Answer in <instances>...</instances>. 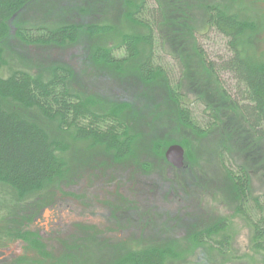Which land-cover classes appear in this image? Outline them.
Here are the masks:
<instances>
[{"label": "trees", "instance_id": "obj_1", "mask_svg": "<svg viewBox=\"0 0 264 264\" xmlns=\"http://www.w3.org/2000/svg\"><path fill=\"white\" fill-rule=\"evenodd\" d=\"M33 1L0 0V253L8 250L13 241L28 246L21 254L4 253L0 262L88 264L90 260V264H172L181 257L180 246L185 249L174 234L176 230H172L175 238L160 241L137 225L133 235L137 240L135 245L124 249L121 244L113 251L116 256L110 255L105 260L96 253L91 256L89 249L88 255L85 254L88 260H85L83 254L76 252L74 242L72 246L66 243L61 246L68 260L49 256L48 260L56 259V262L47 263L27 254L40 240L36 230L30 231V227L37 225L36 219L46 207L50 191L70 181L69 153L74 145L80 142L88 149H102L116 161H122L135 155L138 134L127 121L126 104L101 103L93 96L84 95L72 84L73 69L64 63L35 70L21 66L10 57L5 40L16 37L29 46H64L78 41L83 33L97 36L90 50V61L121 74L133 72L145 83L160 82L180 128L187 127L199 136L210 134L222 124L225 110L219 105L224 106L226 101L225 109L238 112L251 133L264 140V52L252 48L251 41L245 40L247 32L256 28L254 21L247 15L242 17L244 13L238 10L241 6L236 5L235 9L233 1L232 4L206 2L204 26L200 32L194 31L193 50L180 48L175 36L164 34L168 16L161 0H157L155 6L149 0H125L124 12L129 25H122L123 28L109 21L86 24L62 18L10 25L18 12ZM212 31L224 39L228 57L215 61L200 44L197 34L207 36ZM187 53L196 58L204 71L202 85L190 68L192 61ZM222 71L232 75L234 86L231 89L223 82ZM205 79L217 84L221 94L216 99L219 105L214 102L216 95L208 92L209 82ZM199 85L201 90H198ZM196 104L202 107L200 114L196 112ZM170 142H156L152 149L156 164L140 161L138 170L150 172L163 163L171 169L164 158ZM222 155L231 190L238 198V213L251 225L255 247L264 252V192L253 191L246 166L235 164L232 157L226 159L224 152ZM26 209L30 212L27 218L34 225L20 220V215L26 217L23 213ZM124 223L118 232H127ZM172 226L181 227L178 220H173ZM152 230L151 234L162 235L161 230ZM228 231L229 223L223 219L208 228H199L191 237L195 245L229 256L232 242ZM112 245L114 243L108 246ZM42 250L45 251L43 246ZM94 257L98 258L94 260Z\"/></svg>", "mask_w": 264, "mask_h": 264}, {"label": "rangeland", "instance_id": "obj_2", "mask_svg": "<svg viewBox=\"0 0 264 264\" xmlns=\"http://www.w3.org/2000/svg\"><path fill=\"white\" fill-rule=\"evenodd\" d=\"M209 1H233L235 9L236 5L241 6L238 10L244 13L242 17L247 15L256 25L255 30L247 32L245 40L251 41L249 44L252 48L264 52V0H161L168 16L164 34L175 36L180 48L194 50L193 34L195 30L200 32L203 29L204 4ZM149 3L154 6L158 4L157 0H149ZM124 4L125 0H35L21 9L10 25L62 18L64 21L86 24L109 21L117 28H123L122 25H129ZM177 28L183 32L182 35ZM176 31L179 34H175ZM197 36L215 61L229 56L221 35L212 31L207 36ZM97 38L83 33L78 41L64 46H29L16 37L5 40L10 57L21 66L35 70L64 63L73 69L72 84L84 95L93 96L101 103L126 104L127 121L134 133L138 134L135 155L122 161H116L102 149H88L80 142L74 145L69 153L70 181L50 191L48 203L36 219L37 225L27 218L30 213L27 209L23 212L26 217L20 215L22 222L33 223L30 231L35 229L40 237L27 254L47 263L56 262V259L48 260L49 256H62V260H68L61 246L64 243L72 246L74 242L76 252L83 254L85 260H88L85 256L88 249L91 256L96 253L101 260H105L110 255L116 256L113 251L119 245L122 244L124 249L135 245L137 240L133 235L137 225L144 227L150 237L160 241H169L178 236L185 249L180 246L181 257L172 264H264V252L255 247L253 229L238 213V198L231 190L221 160L224 152L226 159L232 157L235 164L246 166L251 175L253 191L264 192V140L251 133L238 112L225 109L226 101L224 106L218 104L216 99L221 96L220 90L214 81L207 79L208 92L216 95L214 102L225 110L222 124L210 134L202 136L194 134L187 127L180 128L160 82L145 83L133 72L121 74L109 66L90 61L92 43ZM167 45L170 46L169 41ZM187 56L192 61V72L199 76L197 82L202 85L204 71L201 65L191 54L187 53ZM221 76L231 89L234 86L232 75L222 71ZM200 85L198 90L202 89ZM196 105V112L200 114L202 107ZM165 140L171 141L170 145L179 144L184 148V166H173L166 159L165 152L164 158L171 169L163 163V166L150 172L138 170L140 161L156 164L152 149L156 142L163 143ZM225 148L228 151H224ZM223 219L229 223L228 233L232 242L229 256H221L210 252L205 246L195 245L191 237L194 232ZM173 220H178L179 229L172 226ZM123 222L127 232H118ZM150 226L161 230L162 235L151 234L153 230ZM172 230H176L175 235ZM110 243L114 245L108 246ZM25 247L28 246L23 242L13 241L8 250H1L0 260L7 252H26ZM84 250L87 252L84 253Z\"/></svg>", "mask_w": 264, "mask_h": 264}, {"label": "water", "instance_id": "obj_3", "mask_svg": "<svg viewBox=\"0 0 264 264\" xmlns=\"http://www.w3.org/2000/svg\"><path fill=\"white\" fill-rule=\"evenodd\" d=\"M166 159L173 166L182 168L184 166L185 150L179 144L170 145L165 153Z\"/></svg>", "mask_w": 264, "mask_h": 264}]
</instances>
